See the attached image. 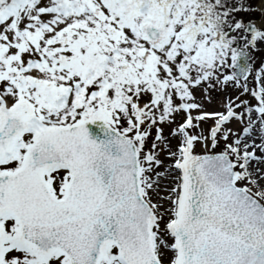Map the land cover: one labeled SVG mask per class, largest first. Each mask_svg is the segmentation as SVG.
<instances>
[{
  "label": "snow or ice",
  "instance_id": "1",
  "mask_svg": "<svg viewBox=\"0 0 264 264\" xmlns=\"http://www.w3.org/2000/svg\"><path fill=\"white\" fill-rule=\"evenodd\" d=\"M255 10L0 0V264H264Z\"/></svg>",
  "mask_w": 264,
  "mask_h": 264
},
{
  "label": "rangeland",
  "instance_id": "2",
  "mask_svg": "<svg viewBox=\"0 0 264 264\" xmlns=\"http://www.w3.org/2000/svg\"><path fill=\"white\" fill-rule=\"evenodd\" d=\"M248 4L253 5L256 8V10L255 11L239 12V13H237L238 17L244 18L246 20L247 19H253L257 23H260L261 19L264 18V11L260 10V0H251V2H249ZM262 56H264V49H261L260 52H257L255 54L254 59L256 60L257 63H259L260 58ZM211 97H212L211 102L205 101L202 99L200 91L199 90L197 91V100H198V102H202L206 109H208V110H221L222 93L213 90V91H211ZM178 119H179V117H178ZM204 127H207V125H204ZM165 134L166 135L168 134V128L167 127L165 128ZM172 143H175V140H173ZM199 147L202 148L203 146L201 145ZM166 163H167V161H166ZM158 171H163V169H158ZM174 175H175V173L171 174V176H174ZM171 176H169L167 178H163L160 181V188H161L160 195H162V196L167 195V192L164 189L171 186V184H172Z\"/></svg>",
  "mask_w": 264,
  "mask_h": 264
}]
</instances>
